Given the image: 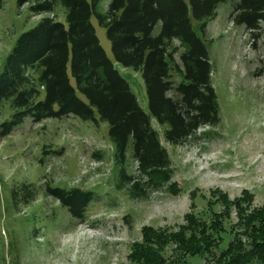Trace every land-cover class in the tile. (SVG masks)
<instances>
[{
  "label": "rangeland",
  "instance_id": "374dc122",
  "mask_svg": "<svg viewBox=\"0 0 264 264\" xmlns=\"http://www.w3.org/2000/svg\"><path fill=\"white\" fill-rule=\"evenodd\" d=\"M237 1L219 4L203 34L191 16L209 53L219 123L204 126L196 138L173 146L152 122L169 154L173 175L168 184L160 176L153 178L144 198L132 199L126 189L116 188L119 171L106 123L94 125L71 115L39 122L25 117L8 135L0 134V264H132L129 255L133 243L143 241V227L156 229V234L176 231L191 212L214 234L216 229H209L213 214L226 203L241 199L242 205L264 208V24L257 37L245 26L233 24L229 15ZM108 2L100 1V13L106 12ZM44 16L33 15L29 5L19 6L18 0H3L0 70L16 39ZM53 17L64 22L65 13L57 6ZM92 23L113 61L105 29L94 18ZM175 46L173 40L171 47ZM180 52L174 55L178 65ZM115 66L147 112L140 73ZM172 78L180 80L177 73ZM10 114L9 105L0 104V125ZM131 154L130 144L124 168L126 174L136 175ZM24 185L31 193L13 199L11 192L18 195ZM48 186L91 192L83 218L71 219L58 200L47 196ZM221 195L225 198L219 201ZM236 221L237 209L231 206L217 225L223 229L220 240L205 253L183 252L170 243L161 254L177 264H217L218 252L232 240Z\"/></svg>",
  "mask_w": 264,
  "mask_h": 264
},
{
  "label": "trees",
  "instance_id": "16d2710c",
  "mask_svg": "<svg viewBox=\"0 0 264 264\" xmlns=\"http://www.w3.org/2000/svg\"><path fill=\"white\" fill-rule=\"evenodd\" d=\"M100 1L18 0L19 6L28 4L33 15L46 16L16 39L0 70V104L11 109L0 134L8 135L25 117L39 122L71 115L94 125L106 123L119 171L116 188L126 189L132 199H142L153 178L160 176L168 184L173 175L169 154L152 122L173 146L196 138L198 129L219 123L209 53L192 27L191 16L203 34L216 7L230 0H109L105 13L98 11ZM2 4L0 0V9ZM57 6L65 13L64 22L53 17ZM229 16L233 24L245 26L257 37L264 24V0H238ZM92 18L105 29L113 61L100 44ZM173 40L177 47H171ZM178 49L180 65L174 58ZM115 64L140 73L147 112ZM174 73L180 76L177 82ZM130 144L136 175L126 174L124 168ZM26 187L18 195L12 191V198H26L31 193ZM46 194L58 200L73 220L83 218L92 199L91 192L78 188L48 186ZM224 198L221 195L219 201ZM241 202L226 203L213 214L209 229H216L214 234L191 212L176 231L163 229L156 234V229L143 227V241L133 243L130 262L177 264L161 254L170 243L183 252L205 253L220 240L223 229L217 225L234 206L237 221L232 240L218 252L217 264H264V208ZM149 233L153 237L148 238Z\"/></svg>",
  "mask_w": 264,
  "mask_h": 264
}]
</instances>
